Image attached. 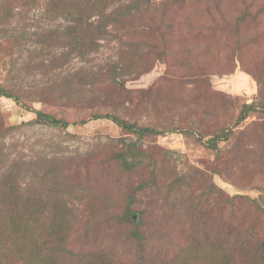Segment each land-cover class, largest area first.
Instances as JSON below:
<instances>
[{
	"label": "rangeland",
	"instance_id": "374dc122",
	"mask_svg": "<svg viewBox=\"0 0 264 264\" xmlns=\"http://www.w3.org/2000/svg\"><path fill=\"white\" fill-rule=\"evenodd\" d=\"M187 1L155 0L153 10L100 41L89 58L72 55L54 68L44 60L39 68V46L23 35L63 21L42 18L34 0H0V83L22 102L0 96V177L13 163L30 165L20 187L32 186L31 199L39 192L63 199L73 252L105 251L117 264H165L195 238L239 235L248 226L255 240L264 238V212L256 208H264V111L233 126L242 104L264 102V0H220L222 19L212 5ZM123 64L135 75L124 88L60 93L63 78L81 68ZM26 108L71 123L107 111L137 126L177 130L138 138L106 119L61 129L34 124ZM223 126H233L228 139L218 149L206 146ZM130 141L145 158L125 171L112 157ZM129 200L143 212L142 250L130 240L131 225L119 220ZM13 223L0 207V263L46 264L41 239L52 244L51 230L36 222L39 229L30 224L17 234ZM21 248L31 253L27 261ZM199 251L200 264H218Z\"/></svg>",
	"mask_w": 264,
	"mask_h": 264
},
{
	"label": "trees",
	"instance_id": "16d2710c",
	"mask_svg": "<svg viewBox=\"0 0 264 264\" xmlns=\"http://www.w3.org/2000/svg\"><path fill=\"white\" fill-rule=\"evenodd\" d=\"M154 1L34 0V7L40 9L42 18L52 21L59 18L63 24H60L58 28L37 29L29 35L23 36L29 40H34L39 46L38 55L42 59L37 61L36 66L39 68L47 66L43 63L46 60L48 65L54 68L59 64V61L65 62L72 55L82 59L89 58L98 50L100 41L106 40L111 35L115 36L119 29L125 28L131 21L153 10L155 8ZM167 1L176 5H183L186 2V0ZM188 1H199L203 6H206L207 10L208 5H212L218 18L224 17V13L219 9L220 0ZM5 13L12 14L9 10H5ZM211 20L213 19L211 18ZM57 47L61 49L56 50ZM161 54L164 55L163 51ZM156 59H160V57H156ZM28 62L32 61L28 60ZM132 66V64H123L121 67L112 65L104 71H91L81 68L76 74L63 78L61 84L66 90L60 91V93L66 98H72L78 94V90L82 93L92 92L99 84L105 85L102 88H124L126 81L134 79V71L130 68ZM0 96L22 104L20 95L2 83H0ZM26 109L35 115L32 120L34 124L61 129L74 123L84 124L90 120L106 119L121 129L134 133L138 138L144 135H159L177 130L175 128L166 130L150 126H137L134 122L107 111L95 112L88 119L71 123L41 110ZM260 110L264 111V102L262 101L242 104L233 126L242 123L250 113ZM233 126H223L213 132L206 138L205 145L211 149H218V143L228 139L233 131ZM198 138L204 142L205 135L199 133ZM112 158L119 167L125 171H130L144 161L145 155L138 149L135 142L130 141L125 142L124 147L116 152ZM23 165L20 162L11 164L0 177V207L2 209L4 206L8 216L15 222L13 224L17 234L25 233L31 225L39 229L36 222L40 224V227L46 226L47 229L51 230L48 235L55 239L52 244L49 243L47 237H44L45 235L41 239L45 246L42 253L44 254L43 259L47 261L46 264H117L114 258L105 251H92L82 254L67 248L66 240L71 226L69 207L60 196L47 199L39 192L36 193L35 199H31L32 186L20 187L23 174L31 168L27 163L25 167ZM256 208L260 212H264V208L258 203H256ZM119 220L121 222L126 221L131 225L130 240L142 250V244L146 241V234L143 231V212L132 209L129 200L120 214ZM20 237L24 238V235L21 234ZM255 239L254 229L249 226L239 235L228 234L221 238L211 236L207 239L195 238L180 247L173 256L167 257L165 264H200V261H203L202 253L199 251L201 248L207 250L211 263L238 264L237 253L244 258L246 264H264V238ZM0 255H2L1 252ZM18 255L22 260L27 261L31 253L21 248L18 250ZM186 256L189 258L187 259Z\"/></svg>",
	"mask_w": 264,
	"mask_h": 264
}]
</instances>
